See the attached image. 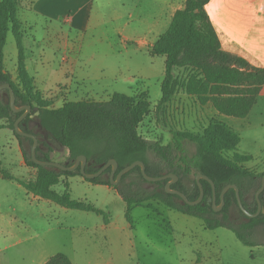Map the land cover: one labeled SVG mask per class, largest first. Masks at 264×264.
<instances>
[{
	"label": "trees",
	"instance_id": "1",
	"mask_svg": "<svg viewBox=\"0 0 264 264\" xmlns=\"http://www.w3.org/2000/svg\"><path fill=\"white\" fill-rule=\"evenodd\" d=\"M211 0H186L178 9L164 33L150 47L153 56H165V78L162 82L160 104L170 102L178 89L197 97L203 105L211 103L221 114L244 118L256 104L264 87V67L251 63L241 55L224 50L217 28L207 10ZM20 0H0V84L10 83L16 94L18 106L30 105L32 112L21 122L23 130L33 133L39 139L37 156L41 160H53L51 153L58 142L69 150L68 164H73L79 155L87 156L86 171L97 172L110 159L119 163V171L137 160L146 164L147 173L162 176L169 173L179 179L172 188L183 191L191 200L200 196L198 174L209 176L216 186L217 204L221 192L228 184H236L244 206L250 212L259 207L257 192L262 186L264 172L258 173L243 165L251 159L235 151L241 142L240 135L223 123H212L204 135L188 131L173 132L172 140L166 144L149 140L141 135L140 123L148 113L151 102L147 95L131 97L116 92L108 101L94 99L68 101L59 107L43 98L36 90L33 77L28 72L26 60L28 51L24 45L25 33L19 17ZM13 32L18 46L17 76L5 66V47L9 33ZM179 68L189 69L190 74L180 81L174 75ZM9 89L0 90V118L9 120L17 136L25 163L37 169L35 179L26 181L16 178L3 166L0 159V176L17 179L29 192L50 200L68 209L93 211L103 215L109 222L106 211L90 202L71 196L70 183L66 182L63 192L54 186L61 178L80 175L85 180L99 185L113 187L126 203V216L134 206L151 201H160L168 208L199 217L208 228L227 227L247 246L264 245V212L250 218L241 210L237 191L231 188L225 195V204L219 211L213 206L212 184L201 178L205 195L195 205L188 204L180 195L169 193L166 184L169 179L152 182L155 187L146 186L149 181L141 167L135 166L123 175L121 181L111 183L112 166L95 177L86 178L80 168L75 171L62 170L36 163L32 157L34 139L16 134L15 121L24 111L14 112L4 100ZM37 109V116L33 112ZM3 127V126H2ZM197 145L194 153L189 152L187 142ZM65 163V162H64ZM264 208V190L260 194ZM237 211L243 219L232 215ZM45 264H73L65 252L52 255Z\"/></svg>",
	"mask_w": 264,
	"mask_h": 264
},
{
	"label": "rangeland",
	"instance_id": "2",
	"mask_svg": "<svg viewBox=\"0 0 264 264\" xmlns=\"http://www.w3.org/2000/svg\"><path fill=\"white\" fill-rule=\"evenodd\" d=\"M27 1L20 0L18 14L25 11ZM128 1L96 0L94 20L105 35L93 36L90 33L87 41L102 53L109 50L111 40L116 50L114 64L125 67L130 63L132 70L141 68L146 76L141 74V70L128 75L124 71L123 77L115 84L110 87L98 84L97 93L90 95L82 84L67 91L66 84L70 85V79L55 75L51 80L52 90L44 93L35 86L36 90L42 92L43 98L51 102L52 107H59L68 101H108L116 92L131 97L145 94L151 102L139 126L145 138L166 144L172 140L175 131L202 136L210 124L223 123L241 137V142L230 155L235 152L250 155L251 159L244 161L243 165L255 172H264V87L249 115L244 118L221 114L211 103L203 105L197 97L181 88L170 102L160 104L166 57L153 56L146 47L139 48L137 40H123L117 33L118 29L127 33L133 29V24L127 25ZM185 1L179 0L178 5H184ZM240 1L234 4L232 0H213L208 5V11L224 50L262 65L261 61L247 57L243 52L242 45L245 47L247 36H241L238 24L243 25L244 16L248 25L260 32L257 37L259 43H264V0ZM29 28L22 21L25 35ZM24 45L29 51L30 42L27 39ZM17 52L16 37L10 32L5 47L8 71L15 69ZM109 61L112 62V58ZM189 74V69L174 71L180 81ZM37 113L36 109L33 116L36 117ZM54 148L51 158L67 162L68 148L58 142L54 143ZM187 148L194 153L197 145L188 141ZM0 159L4 168L16 178L26 181L35 179L37 169L25 163L19 140L5 118H0ZM67 179L63 176L60 183L54 186L58 192L65 190ZM146 186L152 189L155 184L149 181ZM70 192L74 199L90 202L106 211L109 222L93 211L68 209L37 197L17 179L0 176V264H45L58 252L68 254L73 264H264V245L247 246L233 230L227 227L208 228L203 219L168 208L160 201L134 206L128 219L126 203L113 187L94 184L77 175L70 181ZM232 215L243 219L237 211H233Z\"/></svg>",
	"mask_w": 264,
	"mask_h": 264
},
{
	"label": "crops",
	"instance_id": "3",
	"mask_svg": "<svg viewBox=\"0 0 264 264\" xmlns=\"http://www.w3.org/2000/svg\"><path fill=\"white\" fill-rule=\"evenodd\" d=\"M178 1L129 0L127 25L133 24L134 30L127 33L124 29H118L117 33L123 40L133 38L139 42V48L146 47L147 51L150 50L169 27L175 12L184 7L178 5ZM240 2L232 0L234 4ZM95 7L96 0H28L25 11L22 14L19 12L20 19L31 27L25 35V39L30 42L26 65L40 91L45 93L53 89L50 86L53 85L51 80L55 75L59 76L58 78L70 79V85L66 84L67 91L70 92L73 87L77 89L82 84L90 95L97 93L98 84L107 87L115 84L116 80L123 77L124 71H127L128 75L130 72L141 70V74L146 76V72L141 68L132 70L130 63L125 67L114 64L116 50L111 40L109 50L102 53L89 45L87 37L90 33H93V36L105 35L101 26L94 20ZM242 23L244 26L238 24L241 36H247L246 45H242V50L247 57L252 56L263 64H255L249 59L251 63L264 67V43H259L257 39L260 32L248 25L244 16ZM247 46L251 49H247ZM109 58H112V62ZM10 72L16 78L17 62L15 69ZM74 177L68 178L67 181L70 183Z\"/></svg>",
	"mask_w": 264,
	"mask_h": 264
},
{
	"label": "water",
	"instance_id": "4",
	"mask_svg": "<svg viewBox=\"0 0 264 264\" xmlns=\"http://www.w3.org/2000/svg\"><path fill=\"white\" fill-rule=\"evenodd\" d=\"M5 88H8L10 90L8 94H4L5 102L7 104H10V106L14 112L24 111L21 114V116H19L16 119V121L14 123L15 132H16V134L23 135V136H29V137L34 139V144L32 147V157H33V160L40 165L53 166V167H56V168H59L62 170H68V171H75L76 169L80 168L82 175L85 176L86 178H95V177L103 174L108 167L112 166V170L110 173V179H111V183L114 185H117L121 181L124 174H126L127 172L132 170L135 166L139 165L142 169V173H143L144 177L146 178V180H148L150 182H156V181H162V180L169 179V181L166 184L167 192L180 195L188 204H191V205L198 204L203 200L204 195H205V190H204L203 184L201 182V178H205L213 186V190H214L213 206H214L215 210L219 211L223 208V206L225 204V195H226L227 191H229L231 188H235L237 191V197H238L240 208L245 213L246 216L253 218V217H257L261 212H264L263 204H262V201L260 199V194L264 190V177H263L262 186L257 192V199H258V203H259L258 210L256 212H250L244 206L241 195H240L239 188L236 184H228L223 188V190L221 192L222 201L220 204H217V192H216L215 182L209 176L204 175V174H198L197 175V181H198L200 189H201L200 196L196 200H191L183 191L176 189V188H172V185L175 182H177L179 179L178 175H176L174 173H169V174H165L162 176H152V175L147 173L146 164L141 160H137V161L133 162L132 164L126 166L125 168L121 169L117 175H116V173H117L118 168H119V163L114 158L110 159L97 172H91V173L86 171V165H87L88 159H87V156L84 154L79 155L73 164H68L67 162H65V163L58 162L55 160H41L37 156V147L39 145V139L36 137L35 134L29 133V132L23 130V128L21 127V122L32 111V107L30 105L18 106L17 102H16V94H15V91H14L12 85L10 83L0 84V90L5 89Z\"/></svg>",
	"mask_w": 264,
	"mask_h": 264
}]
</instances>
